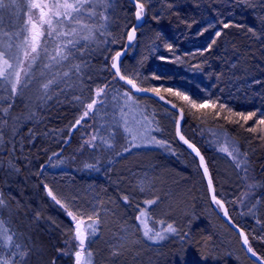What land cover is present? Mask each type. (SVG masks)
Instances as JSON below:
<instances>
[{"label":"snow or ice","instance_id":"obj_1","mask_svg":"<svg viewBox=\"0 0 264 264\" xmlns=\"http://www.w3.org/2000/svg\"><path fill=\"white\" fill-rule=\"evenodd\" d=\"M126 2L128 5H134L135 23L129 27L126 22L121 28V36L117 38L113 31V24L117 19L115 13L123 10L125 0H8L7 3L6 0H0V12L14 9L19 18L21 9L26 7L24 16L27 17L16 26L14 31H5L3 19L0 17V169L3 168L4 154H7L8 175L20 173L21 169L16 161L19 159L28 160V157L23 155V150L26 144H33L39 134L36 131V125L44 119L40 110L50 108V101H55L57 105L63 104L65 100L60 98H67L69 93H71L72 101H75L83 109L74 124L69 126V133L77 129L78 126H82V122L86 119L91 118L90 114L95 115L99 111L97 106L107 109L105 98L108 96L109 90L117 91L118 96L123 98V104L120 105L118 111L113 112L112 120L101 124L99 128L94 127L91 135L83 141L81 149L86 146L88 149L100 153L93 157L94 162H85L83 170L100 172L101 160L107 158L109 151L113 156L121 158H126V154H131L134 149L141 148H160L176 155V151L170 143L152 134L162 131L158 122H154V118L145 115L142 121H135L138 127H133L127 118L126 109L130 110V105L139 104L135 94L150 93L152 97H156L158 101L169 106L165 112L171 115L174 120L176 137L183 145H186L190 154L199 158V169L202 170L203 178L207 181L208 194L212 203L223 212L228 222L239 233L243 248L247 253L254 257L258 264H264V256L254 250L246 232L233 224L225 202L215 195L213 179L205 157L201 154L200 149L182 134L181 124L189 115L201 123L206 122L211 116L215 120H223L224 124L233 125L250 134H258L256 138L264 141V111L260 109L236 110L221 102L219 98L200 99L181 87L145 86V81L148 79L161 81L167 77L162 70L157 69L152 72L150 77L141 78V73L138 70L129 72L125 69L122 57L137 41V34L144 27L151 0H126ZM236 2L248 7L252 6L250 0H236ZM173 7L174 3L169 2L168 8L172 9ZM173 14L178 15L177 13ZM152 19L159 23L160 16L153 15ZM261 19L264 21V17ZM181 23L190 29L197 21L182 20ZM220 24L222 28L214 31L213 35L209 37L206 47L199 50L200 56L213 51L217 41L224 34L223 29L246 27L243 24L222 20ZM213 28L215 25L209 23L198 30L197 35L203 36ZM247 32L257 39L261 38L250 26L247 27ZM125 38L126 43L122 45V50L109 47V45L120 43ZM157 39L163 41L164 50L170 54L167 57H157L162 64L185 62L184 58L177 54L174 43L164 40L159 32ZM155 50L158 51V47ZM106 53L114 54L106 55ZM97 55H104L105 61L110 59V67L105 63L100 69V71H107L109 77L102 85L96 84L95 87H92L86 81L94 79L96 69L92 61ZM192 67L199 69L200 65L194 64ZM113 82L117 87L114 88ZM252 83L261 84L262 82L254 80ZM18 99L24 101L25 111L15 113L13 109L16 107ZM113 99H117V97H113ZM29 123H31V127L28 126ZM224 124L220 127L223 128ZM24 128L27 130L22 131ZM49 135L50 132L43 133L44 137ZM211 135L215 137L212 143L217 146V151L225 153L236 168L242 169L245 174L242 179L248 181L247 191L243 192L237 201L244 205L255 196L258 184L254 178L249 177V169L244 166L246 162L239 158L241 154L237 146L230 143L227 132L217 133L213 130ZM18 151L20 155H17ZM60 157V152L53 151L45 163L39 165V171L35 174L40 176L47 167L60 168L65 163ZM107 162L111 164L112 159L108 158ZM41 183L43 191L72 222L66 233L68 239L64 241L66 247L58 248L56 252L58 255L73 257L74 264H94L93 252L89 250L88 243L91 238L98 235L101 223L100 212L95 206L90 212H86L71 201L61 198L48 183L43 180ZM137 187L140 192L146 190L143 181ZM120 199L124 204L130 203V198L126 194H122ZM158 201L159 197H155L147 199L143 203L151 206L157 204ZM260 203L261 198L256 197L255 203H252L248 208V214L255 216V210ZM8 207L3 192H0V217L3 215V210ZM244 214L241 213V215ZM39 219L40 215L37 213L36 220L39 221ZM147 219L148 211L141 208L139 214L135 216L140 228L133 227L136 232H142V236H136L131 241L133 246L143 243V241L158 244L168 239L169 235H178L177 229L172 224H168L166 228L160 230L147 227ZM160 223L163 224V221ZM257 223L260 221L257 220ZM121 232L126 233L127 229L122 228ZM24 235V233L14 231L4 219L0 218V249L8 250L7 255H0V264H27L34 249L42 251V246L35 245L30 236L25 243ZM186 236L185 233L184 237ZM253 239L256 237L254 236ZM260 240L264 243V237H260ZM125 247V237L119 236L117 242L111 245L110 255L113 257L120 255L121 249ZM201 258L206 264L208 260L219 257L218 255L214 256L212 251L208 250L202 251ZM182 260L183 256L181 255ZM50 264H57V258H52Z\"/></svg>","mask_w":264,"mask_h":264},{"label":"trees","instance_id":"obj_2","mask_svg":"<svg viewBox=\"0 0 264 264\" xmlns=\"http://www.w3.org/2000/svg\"><path fill=\"white\" fill-rule=\"evenodd\" d=\"M7 2L8 0H6ZM169 2L174 3L172 9L168 8ZM260 2L259 11L255 12V14L258 13V17L257 15L255 17V14H252L242 3H237L236 0H151V3L148 5V14L145 17L144 27L138 32L137 41L134 42V45L122 60L123 65L128 70L131 65L130 63L134 61L136 51L141 50L147 44L150 46H163V41L157 39V33L159 32L164 40L174 43L177 51L185 58H187L188 54L193 56L195 61H207L210 63V66L218 74V86L220 87L223 84V88H226L227 100H222L221 102L236 110L260 109L264 111V42L247 32V27L250 26L256 30L258 35H264V21L259 19L264 17V0H260ZM25 11L26 7L21 9L19 18L14 9H6L0 12L5 31H14L16 26L23 19H26V16H24ZM134 11V6L128 5L125 0L123 10L115 13V17H119V23L116 25L118 38L121 36V28L126 22L129 27L134 23ZM173 13H177L178 15H174ZM153 15L160 16L159 23L152 19ZM182 20L189 22L195 20L197 23L189 29L184 23H181ZM221 20L243 24L246 27L243 29H223L224 34L217 41V51L213 48L212 52L200 56L198 52L200 49L206 47L209 37L213 35L214 31L222 28L220 24ZM209 23L214 24L215 28L203 36L197 35L198 30ZM125 40L126 38L116 44L117 47L115 45V49L121 50ZM223 45H227V48L232 53V57L235 59V64L243 68L242 71L236 70L234 76L231 77L228 74L226 55L221 53ZM110 54L114 53H106V55ZM92 63L96 69L94 79L86 81V83L95 87L96 84L102 85L109 77L107 71H100V69L105 63L110 67V59L105 61L104 55H97ZM142 67L144 70L151 72L153 71L154 62L144 60ZM128 71L131 72L130 70ZM163 74L166 77L169 76V72H163ZM166 79L168 80V77ZM254 80H260L262 83L254 84L252 83ZM113 85L114 88L117 87L115 82H113ZM113 97H117V99H113ZM137 98L139 104L130 105V110L126 109L128 113L127 118L133 127H138L135 121H142L145 115L153 118L148 109L150 106L161 105L166 107L151 98L138 96ZM60 99L65 100V102L57 105L55 101H50V108L40 110V114L44 119L36 125V131L39 134L34 143L26 144L23 150V155L27 156L28 160L19 159L16 161L21 169L20 173L8 175L7 154H4L3 168L0 169V192H3L4 198L9 205L8 208L3 210V215L0 218L4 219L14 231L24 233L23 239L25 243H27V238L30 236L35 245L42 246V251L33 250L27 264H50L54 257L57 258V264H74L73 257L58 255L56 252V249H64L66 247L64 241L68 239V235L64 234L61 236L55 228L50 229L48 223H45L44 218L48 220L52 218L51 220L62 224L63 221L68 220V217L58 205L44 194L42 191L43 184L41 183L43 179L40 176H35V181L38 185L37 187L35 186L32 180L34 178L33 172L39 171V165L45 163L47 157L53 151H57L61 153L60 158L64 160V165L55 169L47 167L45 170L50 173L63 172L78 181L81 180L101 185L103 184L105 174L112 167H116L117 164L119 165L122 160H130L129 157L132 154H126V158H121L113 156L109 151L107 158H102L101 160V164L99 165L101 168L100 172L83 170L85 162H94L93 157L100 155V153H97L93 149H88L86 146L81 149L83 141L91 135L94 127L99 128L101 124L112 120V114L114 111H118L120 105L123 104V98L118 96L117 91L109 90V94L105 98L107 109L105 110L103 107L97 106L99 111L95 115L90 114L91 118L86 119L82 122V126H78L71 133H69L68 128L71 124H74L83 109L75 101H72L71 93L68 94L67 98L61 97ZM13 111L15 113L25 111L24 101L18 99ZM181 124L183 135L194 143L204 155L213 180L216 179V172L215 168L211 165L209 158L210 151L207 150L206 141L204 140L207 139V128H217L223 132L226 131L227 135L234 140L240 152H245L248 146L254 147L256 149V156L246 157L247 168L249 169V177L254 178L258 184L254 198L260 197L261 201L264 202V141L256 138L258 134H250L233 125L224 124L223 120H215L211 116L208 117L206 122L201 123L189 115L185 117ZM222 124H224L223 128L220 127ZM28 126L31 127V123ZM26 130L27 128L22 129V131ZM44 132H50V135L44 137ZM152 134L155 135V133ZM195 138L200 140V145L197 144ZM176 140L182 145L177 138ZM121 143H123V140H121ZM135 150L138 149H134L133 151ZM17 155H20L19 151ZM108 158L112 159L111 164L107 162ZM247 183L248 181L245 183L243 192L247 191ZM38 187L43 194H39V197H36L35 194L36 189L39 190ZM41 207H43V210ZM226 207L228 209L227 205ZM232 210L230 209L228 212L233 222L246 232L254 250L264 256V243L261 242L260 237L253 239L254 236L249 234L248 230L234 218ZM37 213L40 215L39 221L36 220ZM249 216L252 215L249 214ZM248 220L251 222L252 218ZM50 224L53 225L51 222ZM197 233L199 235V232ZM201 239V237H193L194 243L196 245L199 243L200 247H203L205 242L202 241L201 243ZM236 239L239 241L238 237ZM7 252L8 250L6 249H0V255H7ZM243 254L249 262L256 264L245 255L244 251Z\"/></svg>","mask_w":264,"mask_h":264},{"label":"rangeland","instance_id":"obj_3","mask_svg":"<svg viewBox=\"0 0 264 264\" xmlns=\"http://www.w3.org/2000/svg\"><path fill=\"white\" fill-rule=\"evenodd\" d=\"M250 2L251 7L243 5L255 14L259 11L261 2L260 0H250ZM256 15L258 17V13L255 17ZM116 18L118 20L116 19V23L113 24V31L118 38L116 25L119 23V17ZM260 36L261 41L264 42V35ZM115 45H109V47L115 49L117 47ZM157 47L158 51L155 50ZM217 49L216 44L214 50L217 51ZM176 52L184 58V63L162 64L157 57H167L170 54L164 50V46L147 44L136 51L134 61L127 69L131 72L138 70L141 78L150 77L157 69L169 72L168 80L148 79L145 81V86L181 87L200 99L227 100L226 88L218 86V74L209 62L195 61L194 57L188 54L185 58L177 49ZM221 53L226 55L228 74L234 76L236 62L227 45H223ZM144 60L154 62L153 71L148 72L143 69ZM194 64H199L200 68H193ZM215 89V95H212ZM148 109L154 122H158V126L162 129L155 135L170 143L176 155L160 148L135 150L129 157L130 160H122L119 165L112 167L105 174L101 185L78 181L63 172L50 173L45 170L40 175L41 179L48 183L61 198L71 201L86 212H90L93 206L100 212L101 223L98 235L91 238L88 243L89 250L93 252L94 264H205L201 258L202 251L208 250L219 258L210 259L206 264H253L245 258L235 234L211 206L197 160L177 142L175 123L172 116L165 112L166 107L152 105ZM206 130L208 135L204 140L207 150L210 151L211 165L216 172V179L213 180L216 196L225 202L229 210L233 209L234 218L248 230L249 234L264 237V202L261 201L257 205L255 216L248 214V208L255 203L254 197L244 205L237 202L245 188L246 181L242 179L244 172L242 169L238 170L225 153L217 151V146L212 143L215 137L211 135V132L214 130L217 133H223V131L217 128ZM228 139L230 143L235 144L229 136ZM196 141L200 145V140L196 139ZM246 148L245 152L239 151L241 154L239 158L246 162L244 166L247 167L246 157L256 156V149L252 146ZM33 173L32 180L37 187L35 181L37 175L36 172ZM141 181L144 182L146 189L144 192H140L137 187ZM42 191L40 188L36 189V197L43 194ZM44 194L47 196L45 192ZM122 194L129 196V204H124L120 199ZM74 197L76 199H73ZM155 197H159L157 204L148 206L143 203ZM141 208L148 211L147 227L160 230L172 224L177 229L178 235H169L168 239L158 244L143 241L133 246L131 241L136 236H142V232L135 231V228H140L135 216L139 214ZM41 209L43 210V207ZM241 213L245 214L241 215ZM249 218H252L251 222ZM51 219L44 218L45 223H48L50 229L55 228L61 236L67 233L72 223L69 218L62 224ZM257 220L260 223H257ZM160 221H163V224ZM122 228H126L127 232L122 233ZM185 233L186 237H184ZM122 235L125 237L126 247L121 249L120 255L113 257L110 255L111 245L115 244L117 238ZM193 237H201L200 242L204 241L205 245L203 247H200L199 243L196 245Z\"/></svg>","mask_w":264,"mask_h":264},{"label":"water","instance_id":"obj_4","mask_svg":"<svg viewBox=\"0 0 264 264\" xmlns=\"http://www.w3.org/2000/svg\"><path fill=\"white\" fill-rule=\"evenodd\" d=\"M134 6V5H133ZM134 23H135V21H134ZM125 43H126V40H125ZM131 49V48H130ZM122 50V49H121ZM130 51V50H129ZM128 51V52H129ZM128 52H127V54H128ZM126 54V55H127ZM126 55L125 56H123L122 57V60L126 57ZM122 83V82H121ZM125 87H127V86H125ZM136 96H138V97H146V98H151V99H153V100H155L156 102H158V103H162L163 104V102L162 101H158V99L156 98V97H152L151 96V94L150 93H137V94H135ZM164 105V104H163ZM167 108H169V106L168 105H165ZM173 112L175 111V110H172ZM182 123V122H181ZM183 134V133H182ZM177 138V137H176ZM178 139V138H177ZM183 145V144H182ZM186 149H187V147H186V145H183ZM187 152L190 154V150L189 149H187ZM202 154V153H201ZM196 160H197V163H198V167H199V158H196L195 157V155L194 154H191ZM203 155V154H202ZM204 156V155H203ZM200 170V172H201V174H202V176H203V172H202V170L201 169H199ZM204 179V178H203ZM204 182H205V185H206V188H207V181L204 179ZM214 185V184H213ZM215 189V188H214ZM207 192H208V189H207ZM216 195V194H215ZM208 196H209V199H210V201H211V197H210V195L208 194ZM218 198V197H217ZM211 204L214 206V208L217 210V212H218V214L220 215V217H221V219H222V221L231 229V230H233L238 236H239V233L236 231V229L235 228H233V226H232V224H230L229 222H228V219H226L225 218V216H224V214H223V212H221L220 210H219V208L216 206V205H214L213 203H212V201H211ZM225 207H226V205H225ZM227 208V207H226ZM227 211H228V209H227ZM228 214H229V212H228ZM229 217H230V215H229ZM231 218V217H230ZM232 220V219H231ZM232 222H233V220H232ZM233 224H235L234 222H233ZM236 225V224H235ZM240 228V227H239ZM241 229V228H240ZM239 238V242H240V246H241V248H242V250L244 251V253H245V255L250 259V260H252L253 262H255V258L254 257H252L249 253H247V251H246V249H244L243 248V245H242V242H241V240H240V237H238ZM256 264H258V262H255Z\"/></svg>","mask_w":264,"mask_h":264},{"label":"bare ground","instance_id":"obj_5","mask_svg":"<svg viewBox=\"0 0 264 264\" xmlns=\"http://www.w3.org/2000/svg\"><path fill=\"white\" fill-rule=\"evenodd\" d=\"M242 67H240L238 64H236V69L235 70H238V71H242ZM229 77H231L230 75H229ZM224 85H220V87H223ZM215 92H216V89L215 90H213V92H212V95H215ZM214 93V94H213ZM172 111V110H171ZM42 188H43V186H42ZM211 202V201H210ZM213 208H214V206H212ZM215 209V208H214ZM220 216V215H219ZM221 218V217H220ZM232 232L236 235V237H239L233 230H232ZM237 242L239 243L238 245H240V242L237 240ZM237 244V243H236Z\"/></svg>","mask_w":264,"mask_h":264},{"label":"flooded vegetation","instance_id":"obj_6","mask_svg":"<svg viewBox=\"0 0 264 264\" xmlns=\"http://www.w3.org/2000/svg\"><path fill=\"white\" fill-rule=\"evenodd\" d=\"M211 206H213L212 204H211ZM216 210V209H215ZM229 210V209H228ZM230 211V210H229ZM216 212H217V210H216ZM218 213V212H217Z\"/></svg>","mask_w":264,"mask_h":264}]
</instances>
